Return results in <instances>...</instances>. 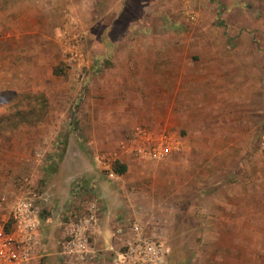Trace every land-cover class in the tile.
<instances>
[{
	"label": "rangeland",
	"instance_id": "rangeland-1",
	"mask_svg": "<svg viewBox=\"0 0 264 264\" xmlns=\"http://www.w3.org/2000/svg\"><path fill=\"white\" fill-rule=\"evenodd\" d=\"M83 1L0 0V221L8 217L9 205L24 196L26 177L45 181L44 174L55 166L48 162L52 155L56 160L67 154L77 160L83 155L105 161L112 153L107 143L117 147L134 137L135 125L129 131L117 126L105 130V110L113 112L111 118L117 121L122 105L120 89L117 83L112 85L113 65L121 50L116 52L118 47L105 35L106 24L118 43H125L122 36L128 28L133 38L143 36L138 35L139 27L147 25L173 31L157 34L158 46L165 48L173 37L180 61L192 58L196 68L204 66L206 78L215 75L220 80L223 94L230 87L235 107L222 97V116L230 112L231 121L227 118L221 124L255 125L251 155L254 167L261 165L264 0H88L82 10ZM91 4L93 11L87 9ZM197 43L204 48L203 62L195 52ZM162 51L157 49L155 57L161 58ZM105 77L111 82L108 97ZM174 101L178 107L182 104L180 96ZM159 112L165 116V107ZM184 132L181 128L178 133ZM175 167L181 174L182 167ZM175 167H157L148 178L153 196L165 195V205H138L128 219L142 222L145 232L167 247L168 264H264L259 249L264 242H239L237 251L229 250L226 205H203L215 198L199 194L194 176L187 184L172 177L170 170ZM7 184L15 189L12 197L7 195ZM257 196L258 203H264V195L257 192ZM239 210L245 214V207ZM245 223L243 216L238 217L244 235ZM98 259L85 264H107V259Z\"/></svg>",
	"mask_w": 264,
	"mask_h": 264
},
{
	"label": "crops",
	"instance_id": "crops-1",
	"mask_svg": "<svg viewBox=\"0 0 264 264\" xmlns=\"http://www.w3.org/2000/svg\"><path fill=\"white\" fill-rule=\"evenodd\" d=\"M85 2L88 3V0L81 4L84 6H80L82 10ZM87 9L93 11L92 4ZM107 14L105 11V18ZM107 26L105 35L112 46L116 44L118 47L116 52L121 50V56L115 58L113 65L115 74L112 76V85L117 83L122 105L117 121L111 118L113 112L105 110V130L117 126L129 131L133 125L136 132L147 129L159 135L152 131L161 130L160 134L165 132L172 139L171 151L160 159L147 160L132 153L127 143L122 142L117 147H110L112 145L107 143L112 153L105 161H100L97 156L83 155H79L81 160H77V156L67 154L61 160H56L52 155L48 162H53L55 169L46 171L43 177L45 181H38L34 176L31 179L39 194L37 204L41 208L31 264H41V261L44 264H67L58 257L63 221L89 201H94L98 208L94 240L102 252L99 258L107 259L108 263L105 250L115 242L114 228L129 221V216L134 213L131 211L138 205H165V195L160 196L162 200L159 196H153V185L148 179L153 176V169L155 171L157 167L163 166H181V174L176 171V167L170 172L172 177H181L182 183L185 181L187 184L189 177H196L199 194L215 198L212 203L203 205H226L224 210H229L230 221V251H237L239 242H264V203H258L257 196V192L262 197L264 195V160L258 159L261 165L254 167L255 157L253 159L251 155L255 148L254 124L249 127L244 122L230 129L221 124L231 115L227 112L228 117L226 115L223 118L220 110L222 97L228 98L226 104L230 108L235 107V103L231 102L233 94L230 87L223 94L220 80L215 75L206 78L204 66L196 68V60L192 58L180 61L173 37L164 44L165 48L159 47L157 34H174L166 27H159L158 30L157 26L139 27L141 31L138 35L143 36L135 38L128 34V28L122 36L123 40L126 39L125 43H118L110 37ZM199 43L195 46V52L199 54L198 61L203 62L205 52ZM211 46L216 48V44ZM157 49L163 50L161 58L155 57ZM110 83L109 78L105 77V97H108L106 92L109 91ZM175 96L181 98L179 107L174 101ZM162 107H165V116L159 112ZM181 128L185 130L182 135L178 133ZM195 149L197 154L194 153ZM115 160L125 165L124 173L113 170ZM168 162L170 165H166ZM7 187V195L12 197L15 189L12 185L7 184ZM243 207L245 214L239 210ZM242 216L246 222L243 231L246 235L238 229V217ZM259 249L264 252V246L260 245Z\"/></svg>",
	"mask_w": 264,
	"mask_h": 264
},
{
	"label": "built area",
	"instance_id": "built-area-1",
	"mask_svg": "<svg viewBox=\"0 0 264 264\" xmlns=\"http://www.w3.org/2000/svg\"><path fill=\"white\" fill-rule=\"evenodd\" d=\"M171 137L137 130L127 143L129 149L143 159L157 160L171 151ZM24 196L10 205L8 217L0 221V264H31L36 244L39 194L29 177L23 182ZM98 208L94 201L63 221V235L58 246L59 258L67 264H85L97 260L101 249L94 240ZM115 242L110 244L107 264H168L167 247L145 232L143 223L127 221L113 230Z\"/></svg>",
	"mask_w": 264,
	"mask_h": 264
},
{
	"label": "trees",
	"instance_id": "trees-1",
	"mask_svg": "<svg viewBox=\"0 0 264 264\" xmlns=\"http://www.w3.org/2000/svg\"><path fill=\"white\" fill-rule=\"evenodd\" d=\"M113 170L119 174H122L126 171V167L122 163H119L118 160H115L113 162Z\"/></svg>",
	"mask_w": 264,
	"mask_h": 264
}]
</instances>
